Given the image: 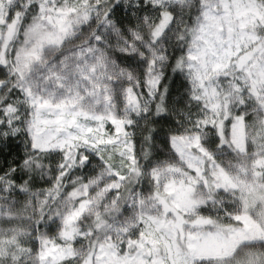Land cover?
Wrapping results in <instances>:
<instances>
[{
  "label": "snow or ice",
  "instance_id": "snow-or-ice-1",
  "mask_svg": "<svg viewBox=\"0 0 264 264\" xmlns=\"http://www.w3.org/2000/svg\"><path fill=\"white\" fill-rule=\"evenodd\" d=\"M0 264H264V0H0Z\"/></svg>",
  "mask_w": 264,
  "mask_h": 264
}]
</instances>
